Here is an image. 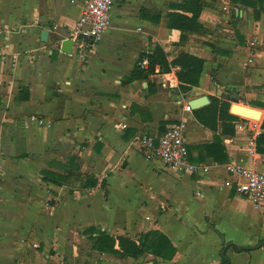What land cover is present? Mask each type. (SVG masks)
Masks as SVG:
<instances>
[{"label":"crops","instance_id":"crops-1","mask_svg":"<svg viewBox=\"0 0 264 264\" xmlns=\"http://www.w3.org/2000/svg\"><path fill=\"white\" fill-rule=\"evenodd\" d=\"M182 1L118 0L103 42L81 58L62 49L85 0H0V264H222L224 252L228 264H264V242L250 252L234 248L264 241V209L226 185L231 165L264 172V144L250 152L253 120L233 113L242 120L229 136L221 123L214 131L184 111L203 96L235 104L237 92L246 108L260 109L262 127L264 0H252L255 8L201 0L203 33L183 40L167 18ZM155 45L170 62L183 53L203 59L198 86L182 92L179 68L129 81ZM33 116L45 124H27ZM184 117L191 158L208 172L146 158L140 140L158 139ZM216 135L226 155L215 154L220 163L205 150ZM151 231L176 248L171 260L95 247L101 233L119 249L120 237Z\"/></svg>","mask_w":264,"mask_h":264},{"label":"trees","instance_id":"trees-1","mask_svg":"<svg viewBox=\"0 0 264 264\" xmlns=\"http://www.w3.org/2000/svg\"><path fill=\"white\" fill-rule=\"evenodd\" d=\"M234 4H245L249 7L255 8V2L252 0H231ZM171 11L168 18L169 29H177L183 31V38L185 39L186 34L192 33H203L202 26L198 23V19L202 13L203 5L201 0H183L180 4H173L171 6ZM180 11V12H179ZM181 12H184L185 15ZM144 59L148 60V66L146 68L142 67V62ZM204 60L187 54H181L177 59L170 62L167 58V54L160 45H155L149 53H143L136 65V68L129 77V81H134L137 79L148 80L150 76L156 74V69H160V73H170L173 69L179 68L180 70L176 73L178 82L180 83L181 91L184 93H189L193 87L198 86L200 77L203 72ZM262 108V107H260ZM195 118L204 127L217 131L218 124L222 125V134L232 136L235 134V125L241 118L230 113L229 102L213 98L209 106L201 108L194 111ZM263 133L258 138V146L264 144V121L262 124ZM194 148H189L190 160L191 154ZM205 150L208 152L209 156L212 157L216 162H222L219 156L215 155L217 152L221 153L224 157L225 149L223 146V141L220 136L214 137V143L212 145L206 146ZM191 162V161H190ZM199 160H192L191 163H199ZM44 178L50 182L57 185H62L60 181V175L52 173L50 171L43 172ZM96 182L94 181L90 187H94ZM119 249H115V243L113 237L106 233H101L100 237L96 239L95 247L100 252H111L120 255L123 258H139L144 254H151L157 258L164 260H171L176 254V248L173 246L171 241L162 233L158 231H151L148 233L141 234L138 239H131L128 237H120ZM261 241L258 245L252 248L238 247L234 245L235 250L240 252H250L253 249L259 247L263 244ZM229 260L223 254L222 264H228Z\"/></svg>","mask_w":264,"mask_h":264},{"label":"built area","instance_id":"built-area-1","mask_svg":"<svg viewBox=\"0 0 264 264\" xmlns=\"http://www.w3.org/2000/svg\"><path fill=\"white\" fill-rule=\"evenodd\" d=\"M117 2L118 0H85L80 18L69 33V38L74 43L73 50H78L81 58L85 56L84 53L88 48L103 42L105 34L111 28V13ZM147 66L148 60L144 59L142 67ZM184 111L192 113L189 104L184 105ZM28 123L39 126L45 124L44 120L36 116L31 117ZM187 128L188 120L184 117L179 124L167 129L158 139L153 137L141 139L146 149V158L159 161L178 172L191 174L208 172L207 166L193 164L189 160ZM249 129L252 131L249 147L251 154H254L263 130L260 122L256 121L251 122ZM227 171L233 180L228 181L226 185L234 187L239 195L250 200L256 208L264 209V172L235 165L229 166Z\"/></svg>","mask_w":264,"mask_h":264},{"label":"water","instance_id":"water-1","mask_svg":"<svg viewBox=\"0 0 264 264\" xmlns=\"http://www.w3.org/2000/svg\"><path fill=\"white\" fill-rule=\"evenodd\" d=\"M41 35H42V42L46 43L48 41V36H49L48 31H42ZM73 46H74V43L69 38V40L64 42L62 52L66 53V54H71V52L73 50ZM231 101L237 102L238 99L234 98ZM188 104L191 107L192 111H195V110L201 109V108L209 105L210 99L207 96H203V97H200V98H197V99L190 101ZM234 108H238V107H234ZM234 108L232 110V114L234 113L237 116L239 115V114H237V112L240 113V115H246V116L253 117L256 119H260L261 115H262V113L260 111L255 110V109L243 107V108H238L237 111H234Z\"/></svg>","mask_w":264,"mask_h":264},{"label":"rangeland","instance_id":"rangeland-1","mask_svg":"<svg viewBox=\"0 0 264 264\" xmlns=\"http://www.w3.org/2000/svg\"><path fill=\"white\" fill-rule=\"evenodd\" d=\"M186 94H188V93H186ZM234 96L235 97H232V98H235V99H238V101L235 103V104H231V103H229L230 104V108L233 110V108L234 107H238V108H243V107H245V105H244V101H242L240 98H239V93H237V92H235L234 93ZM188 97V99H190V98H192L193 96L192 95H189V96H187ZM187 99V100H188ZM193 99V98H192ZM232 102V101H231ZM233 103V102H232ZM186 104H188V103H186ZM238 108H234V111H237V109ZM255 110H260V109H258V108H256ZM237 114H239L238 112H237ZM240 115V114H239ZM248 118H251L253 121H256V122H259V119H256V118H253V117H248Z\"/></svg>","mask_w":264,"mask_h":264},{"label":"bare ground","instance_id":"bare-ground-1","mask_svg":"<svg viewBox=\"0 0 264 264\" xmlns=\"http://www.w3.org/2000/svg\"><path fill=\"white\" fill-rule=\"evenodd\" d=\"M261 117H262V116H261ZM260 119H261V118H260ZM260 119H259V120H260Z\"/></svg>","mask_w":264,"mask_h":264}]
</instances>
